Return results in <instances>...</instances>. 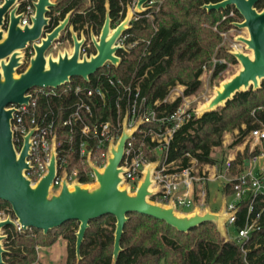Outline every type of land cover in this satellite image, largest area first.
<instances>
[{
  "label": "trees",
  "instance_id": "16d2710c",
  "mask_svg": "<svg viewBox=\"0 0 264 264\" xmlns=\"http://www.w3.org/2000/svg\"><path fill=\"white\" fill-rule=\"evenodd\" d=\"M134 1L56 0L57 6L47 14L49 25L44 31L52 30L72 11L68 25L78 36L83 33L87 38L90 32L98 36L104 22L106 2L111 27H115L124 18L126 6ZM218 1L152 0L151 4L145 5L150 7L147 11L134 14L131 27L123 32L121 38L128 49L117 51L116 55L121 59L117 68L105 65L89 77L88 83L74 77L56 89L33 88L29 91H42L36 96V119L39 122L43 119L45 123L53 121L58 143V176L65 170L67 178L77 179L80 183L92 182L91 170L86 163L87 153H79V144L86 142L87 149L92 151V162L102 167L107 142L99 146L97 138L83 136L80 129L84 125L93 128L107 123L110 134L119 137L122 119L135 93L138 100L143 99L142 111L147 110L156 118L144 122L129 140L134 150L140 148L141 153L136 154L146 162L159 160L161 165H167L165 173L180 171L191 159L199 164L216 165L219 172L222 170L227 150L239 144L248 129L258 126L254 120L264 124V110L258 109L264 108V80L260 89L237 93L223 108L205 113L200 118H194L192 113L191 119L172 134L168 144L163 145L159 157L152 152L158 144L143 136L144 131L157 130L167 124L165 120L164 124L158 120L167 119L180 106L183 97L195 94L201 85L199 77L204 67L212 69L211 80L226 68L225 63L212 66L213 58L235 62L219 46V33L232 27L235 19L230 13L237 12L233 7L210 12L202 9L203 5ZM26 4L21 1L19 13L25 11ZM256 8L264 9V0H260ZM86 52L94 53V48ZM177 85L184 87L182 95L168 102L169 92ZM76 88L80 90L75 92ZM96 89L101 91L103 100L95 93ZM89 91L91 95L87 94ZM81 103L88 107V111L79 108L80 119L72 121L70 127L63 125ZM242 125L245 129H241ZM234 130H238V134L223 149V135L232 134ZM214 148L221 150L219 158L211 156ZM131 157L132 154L129 159ZM28 176L36 181L37 176L32 171ZM135 185L134 182L131 187ZM231 192L229 186L223 188L226 195ZM151 200L166 203L158 195ZM0 212L11 213L10 205L0 201ZM127 217L120 240L121 251L115 264H159L161 261L164 264H264V217L261 228L253 234L246 255L237 241L221 240L215 226L209 222L183 233L149 216L128 214ZM77 228V223L70 222L43 234L36 229L16 231L12 226H5L2 229L6 235L3 264H35L37 248H49L59 238L66 242L65 264H111L115 219L107 216L90 222L80 246L78 263L75 255Z\"/></svg>",
  "mask_w": 264,
  "mask_h": 264
},
{
  "label": "water",
  "instance_id": "95a60500",
  "mask_svg": "<svg viewBox=\"0 0 264 264\" xmlns=\"http://www.w3.org/2000/svg\"><path fill=\"white\" fill-rule=\"evenodd\" d=\"M152 0H136L134 5H127L124 18L112 29L109 17V5L105 3V17L100 29L98 39L90 32V39L94 54H83L81 49L86 39L83 33L78 34L69 26L72 11L68 12L58 24L49 32L45 28L49 25L47 14L57 2L51 0H36L32 3L34 14L30 22L21 25L23 13L17 17L10 12V24L6 40L0 44V60L6 58L12 51H19V59L10 57L6 65L1 66L0 77V201L10 205L15 217V223L7 217L0 218V231L5 226H12L16 231L36 229L43 234L50 230L58 229L69 222L78 224L75 232L76 261L80 258V246L90 222L111 216L115 219L113 233V252L111 264H115L121 251L120 240L128 214L145 215L165 222L176 231L186 233L203 223H212L219 237L224 242H230L225 222L236 211L226 212L225 195H222L221 206L216 212H211L208 207L203 210L195 204L191 211H179L170 198L167 203L151 200L157 195L159 187H154L152 176L161 162H147L141 171L138 185L130 192L128 183L121 187L125 181L126 169L121 165L127 141L131 140L134 133L144 123L138 119L132 127L127 126L128 113L126 112L121 122V132L114 143H108L105 163L97 167L91 160V153L86 155V163L95 177V184L80 183L74 179L67 182V173L62 171L58 190L52 192L54 179L57 175V148L55 135L51 139L48 161L45 171L38 180H33L26 174L31 170L27 161L30 150V137L36 130L31 129L23 138L21 149L16 152L13 145V132L11 120L14 109H6L9 104H27L31 98L28 92L33 88L56 89L71 78L78 77L89 82V77L103 68L107 63L117 68L121 62L116 55L119 50H126L117 44L123 32L128 30L134 14L147 11L145 6ZM14 0H3L0 6V24L2 15L11 7ZM258 0H219L202 6L206 12L224 10L233 7L242 17V22L235 24L237 27L246 28L249 38L244 40L252 51V57L236 52L229 54L240 63L241 69L229 79L222 81L213 89L212 96L202 104L203 108L193 111L194 118H200L205 113L213 112L225 107L226 103L234 98L237 93L249 90L257 91L264 80V9L256 10ZM21 1L19 0L18 7ZM69 31L73 41L71 55L56 58L46 57L45 53L58 39L64 30ZM112 29V30H111ZM111 31V35H110ZM1 37V36H0ZM31 45L34 54L29 60L26 70L18 76H13V69L23 65L21 53ZM66 53V51H64ZM259 79V82L257 81ZM243 87V88H242ZM68 185H74V191L68 190ZM80 186H91L89 190H81ZM153 187V188H152ZM16 225L19 229H16ZM6 235H0V264H3V241Z\"/></svg>",
  "mask_w": 264,
  "mask_h": 264
},
{
  "label": "built area",
  "instance_id": "2783aa9c",
  "mask_svg": "<svg viewBox=\"0 0 264 264\" xmlns=\"http://www.w3.org/2000/svg\"><path fill=\"white\" fill-rule=\"evenodd\" d=\"M23 1V0H20ZM27 2L25 11L21 19V25L28 23V16H31L33 11L32 3L36 0H24ZM55 2L56 0H51ZM150 2L149 4H151ZM234 15L233 12L230 16ZM80 89L76 88L75 92ZM29 93L31 96L27 104L11 105L14 113L11 120V129L13 132V142L15 143L17 151H19L23 144V138L27 133L36 127L30 137V150L27 161L31 165V170L36 176V180L45 171V163L48 161L51 139L55 135L53 132V121L45 123L42 119L40 122L35 117L36 112V96L37 93ZM51 93H53L51 91ZM50 93V94H51ZM101 99L103 95L100 90H95ZM91 95L92 92L87 93ZM143 99L138 100V94L133 95V100L128 109V123L129 127L138 119L144 122L155 120V115L147 110L142 111ZM79 108L88 107L83 103L79 104L76 111L67 119L63 125L71 126L72 121L80 119L78 114ZM264 110V108H258ZM192 112L183 110L180 106L170 114L167 119L158 120L164 126H160L157 130L148 129L144 131L143 136L148 137L151 142L158 144V147L168 144L172 138V134L178 130L183 124L191 119ZM258 126L248 129L246 134L242 137L239 144L235 145L230 153L227 154L226 160L219 172L216 165L199 164L195 159H191L187 167L173 173H165L167 165H160L154 172L152 179L154 180V187H159L157 193L158 198L166 203L171 198L174 205L179 211H188L193 209L194 205L199 202H204L203 199L208 196L209 184L219 183L222 189L229 186L232 190L231 194L225 195L226 212L230 213L236 211L225 222L226 232L228 235V228L233 227L236 231L235 238H230L231 241H237L240 244V249L243 254H247L249 245L253 242V234L261 228V221L264 217V124L259 120H254ZM164 124V123H163ZM128 127V128H129ZM245 129V127H243ZM71 131V130H70ZM80 132L83 136L89 139H98V145H103L118 137L110 134L109 125L102 123L98 127L89 128L84 125ZM56 148L58 146L56 135ZM57 152V151H56ZM79 153H92L86 147V142L79 144ZM140 148L133 149L132 145L127 141L124 149L123 163L121 165L127 170L124 174L126 181L136 182L140 178V170L137 168L147 163L142 159ZM132 157L129 159V156ZM87 155V154H86ZM198 168L200 172H198ZM232 170L234 173L232 174ZM29 171L26 172L28 175ZM61 176L57 175L54 179L53 186H58ZM34 182V181H33ZM230 198V199H229ZM241 222V225H238ZM255 245L254 247H256Z\"/></svg>",
  "mask_w": 264,
  "mask_h": 264
},
{
  "label": "rangeland",
  "instance_id": "374dc122",
  "mask_svg": "<svg viewBox=\"0 0 264 264\" xmlns=\"http://www.w3.org/2000/svg\"><path fill=\"white\" fill-rule=\"evenodd\" d=\"M135 2H136V0L134 1V3L132 5H134ZM153 2H155V0H153ZM33 14H34V8H33L31 15H33ZM232 17L235 19V21L232 23V27L229 28L228 30H225V31H222L219 33V36L221 38L219 46L222 47L223 49H225L227 54H229V52L238 51L240 53L252 56V51L247 47V45L244 42V40L249 38V34H248L247 29L246 28H240V27H237L235 25V24H239L242 22V20H243L242 17L238 13L232 15ZM28 20H29L28 21V23H29L30 22V16H28ZM111 28L113 29L114 27H111ZM213 30L216 31L215 28H213ZM94 36H95V40H97L98 36L97 35H94ZM85 39L87 41H85L84 49H81L80 57H82L83 54H87L86 50H88V49L90 50L91 47H93L91 44L90 34L87 38L85 37ZM117 44L120 46H123L125 49H128V46H126L123 43L122 38H120L117 41ZM72 46H73V41H72V38L69 34V31L64 30L60 33V36L58 37V39L55 40L52 43V45L49 47V49L46 51L45 56L46 57L51 56L53 58H56L59 53H63L64 51H68L70 53L72 51ZM94 53H95V49H94ZM94 53H90V54H94ZM33 54H34V51L31 47V45H29V48H26V50H24L21 53V56H22L21 62L23 63V65L19 68L20 71L26 70V68L29 65V60L33 56ZM90 54H87V56H89ZM234 59H235L234 63H227L225 58H219V59L213 58L212 59V66H214L215 63H225L226 68L223 71L219 72L216 78L211 80L210 75H211L212 69H207L206 67H204L202 70V73L199 77V80L201 83L199 89L195 92V94H193L191 96L183 97L182 103L180 104V107L183 110H187L190 112H193L196 109L200 108L202 106V104L204 102H206L212 96L213 89L215 87L219 86V84L222 81L227 80L231 76L235 75L237 73V71H239L241 69L240 63L237 61L236 58H234ZM108 65H110V64L107 63L106 66H108ZM18 75L19 74L17 72L14 73V77H16ZM183 91H184L183 86H181V85L175 86L169 92V95H168L166 100L168 102H172L177 97L181 96ZM35 92L36 91H34V93ZM127 126L129 127L128 122H127ZM243 127H245V126L242 125L241 129H243ZM237 134H238V130H234L232 134L225 133L223 135V138H222L223 149H226L227 146L232 143L233 136H235ZM233 147L234 146L229 148L227 150V153H230V151L233 149ZM161 151H162V148H161V146H159L155 150H153L152 152L155 153L159 157L161 154ZM220 153H221L220 149L214 148V149H212L211 156L214 158H219ZM104 163H105V161H104ZM137 169L140 170V177H141V171L143 169V166L140 165ZM198 172H200L199 168H198ZM91 178H92V182L90 184H95V177H94L92 172H91ZM139 179L136 180L135 186L138 185ZM73 180L74 179H72V178H67V182L69 184ZM126 183H128L130 186V192H133V190L135 188V186L131 187V185L133 184V181L131 180L128 182L125 180L124 182H122L121 187H124V185ZM208 189H209L208 196L203 199L204 202L203 203H202V201L199 202V199H198L196 205L201 210H203L205 207H208L211 212H216L221 206V194L223 193V189L219 185V183H210ZM57 190H58V186H52V189H51L52 192H56ZM191 210L192 209H190L188 211H191ZM11 213H12V211H11ZM11 213L0 212V218L6 219L7 217H10V219L15 223V217H14L13 213L12 214ZM16 229L17 230L19 229V227L17 225H16ZM4 233L5 232L3 230L0 231V235H5ZM228 235L231 239L235 238L236 231L233 227L228 228ZM37 259L38 260L35 264H65V259H66V242H65V240H63L62 238H59L49 248H37ZM159 264H164V263H163V261H161Z\"/></svg>",
  "mask_w": 264,
  "mask_h": 264
},
{
  "label": "flooded vegetation",
  "instance_id": "af4514ba",
  "mask_svg": "<svg viewBox=\"0 0 264 264\" xmlns=\"http://www.w3.org/2000/svg\"><path fill=\"white\" fill-rule=\"evenodd\" d=\"M259 1L260 0H258V2ZM2 3H3V0H0V6L2 5ZM18 3H19V0H14L13 4L11 5V7L2 15L1 24H0V36H1L0 37V44L3 43L6 40V38H7V31H8V27H9V24H10V12L14 11L13 12V16L14 17H17L18 14H19V11H18L19 7L17 6ZM257 3L255 4V8H256ZM256 10H258V9L256 8ZM258 11H261V10H258ZM27 48H29V46ZM16 51H18V50L12 51L6 58H3L2 60H0V77H1V79H3L2 78L1 66L2 65H6L8 63V61H9L10 57H12L13 53L16 52ZM19 68L17 67L15 69H13L14 73L17 72L19 74ZM14 73H13V76H14ZM11 105H14V104H9L6 107V109H11ZM13 145H14L15 151L18 152L14 142H13Z\"/></svg>",
  "mask_w": 264,
  "mask_h": 264
},
{
  "label": "bare ground",
  "instance_id": "6f19581e",
  "mask_svg": "<svg viewBox=\"0 0 264 264\" xmlns=\"http://www.w3.org/2000/svg\"><path fill=\"white\" fill-rule=\"evenodd\" d=\"M110 35H111V31H110ZM71 53H72V51L69 53L68 51H66V53H61L60 54V57H63V56H69V55H71ZM249 56V55H248ZM12 57H15L16 58V60L17 59H19V51H16V52H14L13 53V56ZM250 58L252 57V56H249ZM258 82H259V79L257 80ZM243 88V87H242ZM201 108H203V106H201L200 108H198V109H201ZM75 186L74 185H68V190L69 191H74L75 190ZM92 187L91 186H80L79 187V189H81V190H89V189H91ZM153 188V187H152Z\"/></svg>",
  "mask_w": 264,
  "mask_h": 264
}]
</instances>
